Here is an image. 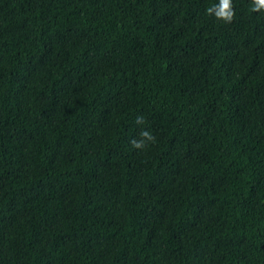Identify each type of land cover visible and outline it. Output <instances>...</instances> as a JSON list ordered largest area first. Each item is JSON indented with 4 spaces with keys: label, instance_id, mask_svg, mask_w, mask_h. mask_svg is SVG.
I'll return each instance as SVG.
<instances>
[{
    "label": "trees",
    "instance_id": "1",
    "mask_svg": "<svg viewBox=\"0 0 264 264\" xmlns=\"http://www.w3.org/2000/svg\"><path fill=\"white\" fill-rule=\"evenodd\" d=\"M217 2L0 0V264H264V14Z\"/></svg>",
    "mask_w": 264,
    "mask_h": 264
},
{
    "label": "clouds",
    "instance_id": "2",
    "mask_svg": "<svg viewBox=\"0 0 264 264\" xmlns=\"http://www.w3.org/2000/svg\"><path fill=\"white\" fill-rule=\"evenodd\" d=\"M250 11L253 13L264 14V0H248ZM207 16L213 17L216 21L225 25L231 24L236 15L232 0H218L217 3L211 5L205 10ZM137 124L145 123L144 117H136ZM156 137L148 130H141L138 139H132L130 145L133 149L143 150L148 147L149 144H154Z\"/></svg>",
    "mask_w": 264,
    "mask_h": 264
}]
</instances>
